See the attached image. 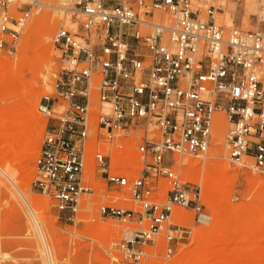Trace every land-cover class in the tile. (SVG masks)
<instances>
[{
  "label": "built area",
  "instance_id": "2783aa9c",
  "mask_svg": "<svg viewBox=\"0 0 264 264\" xmlns=\"http://www.w3.org/2000/svg\"><path fill=\"white\" fill-rule=\"evenodd\" d=\"M17 2L0 0V49L7 53L17 50L33 9ZM221 9L208 0H70L61 11L83 18L53 38L63 66L57 96L38 105L49 124L34 187L69 220L93 191L85 180L92 162L112 187L129 188L140 210L100 207L102 216L142 225L120 241V264L171 257L185 232L171 222L174 206L202 213V187L174 166L177 155L208 157L224 125L218 113L227 118L230 160L251 158L264 175V0L249 29L218 23ZM119 137L151 158L141 175L130 177ZM160 241L162 254L148 249Z\"/></svg>",
  "mask_w": 264,
  "mask_h": 264
},
{
  "label": "rangeland",
  "instance_id": "374dc122",
  "mask_svg": "<svg viewBox=\"0 0 264 264\" xmlns=\"http://www.w3.org/2000/svg\"><path fill=\"white\" fill-rule=\"evenodd\" d=\"M51 1L58 7L67 5L62 0ZM255 1L248 5L247 0H242L234 6L225 0H208V4L223 9L227 3V9L233 13V22L230 24L216 14L218 23L249 29L252 15L258 12L260 5V0ZM20 3L33 9L18 39L17 50L7 53L0 49V66L16 65V72L22 76L26 86L33 90L17 98L23 103L22 109L34 107L36 115L30 116L17 110L20 120L0 132V264H120L118 259L122 252L117 249L120 241L125 239L124 230L131 228L135 231L142 225L133 220L127 222L102 216L100 207L105 204L140 210L129 188L112 187L106 177L96 171V164L92 162L87 167L85 180L93 186V191L83 195L77 220H69L65 213L56 208L50 196L34 187L38 175L37 159L49 124V118L38 110V105L46 96H57L56 83L63 66L53 38L61 26L71 27L76 18L81 20L83 16L77 17L71 13L65 15L58 10L62 14L59 17L53 7L41 4L35 6L31 0H18L16 6ZM218 12H224V9ZM156 15V19L163 16L158 11ZM39 18L48 21H41L40 25L34 26V21ZM48 22L56 27L50 37L44 35ZM48 46H52L51 51H48ZM22 58L24 65H18ZM16 99H0V106ZM58 109V112L62 110L61 107ZM218 114L225 123L220 129L222 144L217 143L215 136L206 159L191 155L176 157L174 168L181 173L182 179L202 187L204 208L199 215L191 208L174 206L171 222L173 225H181L185 232L176 243L175 253L168 258L156 257L157 264H264V234L257 240L235 235V225L223 219L224 215L229 214L236 221L245 214L248 219L243 222V230L251 229L259 205H264V175L252 167L251 158H245L243 164H236L229 159L224 147L228 122L224 113ZM16 133L20 135L14 136ZM117 139L125 142V163L130 177L141 175L145 162L151 158L144 159L138 154L128 142L129 139ZM8 142L13 146H7ZM217 149L221 154L213 156L212 153ZM204 169L210 171L205 172ZM11 173L15 176H11ZM257 179L262 181L256 182ZM159 182L161 187L166 186L165 179L161 178ZM26 197H38L44 203L43 209L36 214L46 215L43 219L38 217L45 242L37 230V220L32 217L26 204ZM203 213L210 216L208 225L201 222ZM104 223H108L109 227L101 232L99 227ZM218 223L224 225V228L218 226ZM215 224L211 232L202 230L212 228ZM200 245L202 249L198 250ZM163 248L162 241L157 247H148L158 254H162Z\"/></svg>",
  "mask_w": 264,
  "mask_h": 264
},
{
  "label": "bare ground",
  "instance_id": "6f19581e",
  "mask_svg": "<svg viewBox=\"0 0 264 264\" xmlns=\"http://www.w3.org/2000/svg\"><path fill=\"white\" fill-rule=\"evenodd\" d=\"M35 1H38L39 4H41V5H45V6H48L50 8L53 7L55 10H57L59 17L62 15L58 10L62 11V9H64V6H59L58 7L52 1H51V3H53V4H51L50 0H35ZM69 1L70 0H62L61 2L67 4ZM226 2L233 3L234 6H235L236 3H238L236 1H226ZM255 2H256L255 0H247V4L248 5H252ZM217 5H219V4H217ZM226 5H227V3L224 4V8H223L224 12L216 11V14H218V16L224 17L226 19V22L230 24V23L233 22V13L230 10L227 9ZM223 9H221V10H223ZM45 18H44V20H41L42 18L41 19L39 18V20L38 19L35 20L34 21L35 22L34 26L36 24H39V23H42V22H46L47 23L48 20H46ZM216 19H217V17H216ZM50 21H51V19H50ZM55 28L56 27L54 26L53 23L48 22L46 29H44V35L46 37H50L52 32H53V30ZM51 47L50 46L47 47L48 51L52 50ZM24 61L27 62L28 60H24ZM18 65H24L23 58H22V60H20L18 62ZM10 66L11 67H7L5 65H1L0 66V99H3V100L9 99V98H13V99L15 98L16 99L20 95L32 93L33 92L32 88H28L26 86L27 83L24 82L22 76L16 72V70H15V66L16 65L13 63V64H10ZM22 104H23L22 101L19 98H17L15 101H13V102H11L9 104L7 103L4 106H0V118L2 120V122L0 123V132H3L6 127L11 126L10 124H14V123H16L17 121L20 120L18 111H19V113L20 112H24L26 114H29L30 116H35L36 115V111H35L34 107H32L30 109H22ZM218 119H221L222 120L221 122L224 123V120H223V118H222V116L220 114H217V121H218ZM218 123H219V121H218ZM18 135H20V133L14 134V136H18ZM215 136H216L217 143H219V144L221 143L222 144L223 136H222L220 130H218L216 132ZM7 146H13V145L11 144V142H8ZM220 154H221L220 150H218V149L216 151H214V153H212L213 156H219ZM202 166H201V168H202ZM204 171L205 172L206 171H210V169H204ZM13 173H11V176L14 175ZM260 181H262V180L261 179H257L256 180V182H260ZM26 204L29 207V210L31 212L32 217L35 220H37V230H38L42 240L45 242L44 233H43L41 227H39L40 221L38 220V217H39V219L40 218L43 219V218H46V215H41L40 216V215L36 214L37 211L43 209L44 203H42L41 199L38 198V197H32V198H27L26 197ZM173 213H174V209H173ZM173 213H172V215H173ZM176 213H177V211H176ZM177 215H180V214L177 213ZM263 216H264V205H259V209H258V211L255 213V215L253 217L251 229L249 231H244L243 230L244 228L242 226L243 222H245V220L248 219V216L245 215V214L242 215L241 217H239V219L236 220V221H233L231 215H229V214L224 215L223 219H225V220H227L230 223L235 225V229H236V232L234 233L235 235L238 234L239 236H244L246 238L256 239L257 240L259 238H262L263 234H264ZM201 222H203L204 224L208 225L210 223V216L205 214V213H203L201 215ZM107 226L109 227L108 223H104L103 225H100V227H101V228L99 227L100 231L101 232H105ZM218 226H220L221 228H224V225H222L220 223H218ZM214 227H216V224L213 225L212 228H209V229H207V228L204 229L203 228L202 230H206L207 232H211ZM124 233H125L124 234V238L125 239H132L134 237V235H135L134 229H131V228H126L124 230ZM209 241H213V240L209 239ZM199 249H202V245H200L198 247V250ZM45 251H47V250L45 249Z\"/></svg>",
  "mask_w": 264,
  "mask_h": 264
}]
</instances>
